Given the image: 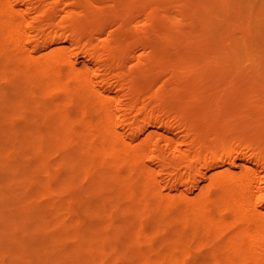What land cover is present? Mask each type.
Returning a JSON list of instances; mask_svg holds the SVG:
<instances>
[{
    "label": "bare ground",
    "instance_id": "6f19581e",
    "mask_svg": "<svg viewBox=\"0 0 264 264\" xmlns=\"http://www.w3.org/2000/svg\"><path fill=\"white\" fill-rule=\"evenodd\" d=\"M10 69L0 156L60 264H264V0H0Z\"/></svg>",
    "mask_w": 264,
    "mask_h": 264
},
{
    "label": "rangeland",
    "instance_id": "374dc122",
    "mask_svg": "<svg viewBox=\"0 0 264 264\" xmlns=\"http://www.w3.org/2000/svg\"><path fill=\"white\" fill-rule=\"evenodd\" d=\"M77 58L80 64L89 61V57L81 53ZM9 73V79L0 78V104L11 101L5 100L7 97L5 91H10V94L14 95L12 93L15 91V86L21 81L18 72L10 69ZM5 140L9 141L10 152L21 145L19 136L8 138V135L0 132V151ZM72 151L70 147L69 152ZM20 190L21 182L19 177H16L15 169L7 159L0 156V264H60L57 250L52 246V237L39 220L40 207L34 205L24 209L23 204L18 203L22 197ZM89 193L88 188L73 192L75 208L82 215L85 212L83 201L98 196ZM28 197H31V194ZM64 242V246H69L70 249L75 246L72 239Z\"/></svg>",
    "mask_w": 264,
    "mask_h": 264
}]
</instances>
